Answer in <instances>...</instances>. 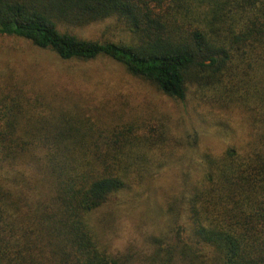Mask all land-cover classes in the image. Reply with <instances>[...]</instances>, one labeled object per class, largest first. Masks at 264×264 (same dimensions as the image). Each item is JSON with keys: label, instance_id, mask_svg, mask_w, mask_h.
<instances>
[{"label": "trees", "instance_id": "1", "mask_svg": "<svg viewBox=\"0 0 264 264\" xmlns=\"http://www.w3.org/2000/svg\"><path fill=\"white\" fill-rule=\"evenodd\" d=\"M107 19L129 44L71 33ZM0 36L63 61L108 58L169 99L194 87L236 113L242 133L173 187L143 135L108 131L75 101L1 76L0 264H264V0H0ZM125 192L158 210L166 234L142 256L111 253L92 222Z\"/></svg>", "mask_w": 264, "mask_h": 264}, {"label": "rangeland", "instance_id": "2", "mask_svg": "<svg viewBox=\"0 0 264 264\" xmlns=\"http://www.w3.org/2000/svg\"><path fill=\"white\" fill-rule=\"evenodd\" d=\"M71 33L100 43L129 44L132 38L113 19L72 28ZM1 76L32 82L52 97L75 101L88 111L93 122L98 121L108 131L124 136L130 132L132 137L143 135L153 143V171L165 181L167 178L173 187L179 178L194 177L201 170L200 166L194 170L193 161L200 163L203 156L220 153L242 138L236 113L209 105L200 94L195 95L194 87L188 86L182 101L169 99L151 83L131 76L105 57L63 61L22 39L0 36ZM125 194L135 202L116 196L92 213V222H97L99 240L111 253L142 256L166 234L153 223L158 215L156 208L146 202L139 204L136 193Z\"/></svg>", "mask_w": 264, "mask_h": 264}]
</instances>
